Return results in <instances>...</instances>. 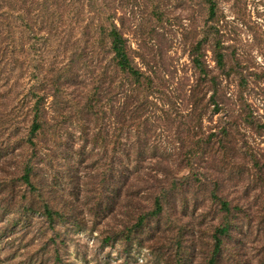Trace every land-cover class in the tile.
<instances>
[{
    "label": "rangeland",
    "instance_id": "obj_1",
    "mask_svg": "<svg viewBox=\"0 0 264 264\" xmlns=\"http://www.w3.org/2000/svg\"><path fill=\"white\" fill-rule=\"evenodd\" d=\"M121 3L119 14L127 18L133 15L150 18L142 30L126 21L133 62L142 69L153 67L154 76L165 85L166 94L185 104L187 91L198 77L191 49L208 28L206 6L201 0H122ZM154 11L162 19L154 17ZM215 25L218 31L206 43L205 60L215 72H220L213 48V42L220 41L228 65L237 67V72L249 83L241 88L237 72L230 77L222 75L224 85L233 94L224 110L210 112L212 105L204 115V133L214 136L212 143L205 145L209 152L199 159L202 175L190 172L189 168L178 174V177L189 174L195 183L191 187L183 186L181 194L171 191L167 213L152 219L143 232L135 233L132 236L135 243H124L113 231L121 227L118 223L123 216L107 215L103 208L106 203L102 208L97 207L99 178L93 176L98 170L90 164L98 156L89 158L87 153H93L90 149L88 152L86 149L84 158L80 154L86 143L79 124L85 121L75 116L71 122L40 138L38 146L44 163L34 176V182L40 186L39 193L21 179L23 163L32 154L27 146L16 150V155L0 167V264H165L168 256L173 253L175 256L176 252L187 264L192 259L193 264H208L214 246L213 233L225 215L221 205L195 185L200 177L209 182L217 178L220 194L233 208L229 215L233 218L231 237L222 250L220 264H257L260 251L264 250V0H217ZM32 41L37 42L33 52L37 53L38 62L47 60V64L57 68L49 74V79L59 77L61 65L69 64V80L74 84L67 91L78 87L84 94L91 81L82 67L84 63L71 59L73 42L64 47L53 36L46 40L31 38ZM41 64L26 65V80L34 82L36 76L31 72ZM63 93L58 92L54 106L64 99ZM15 94L17 90L0 99L6 103L0 110L7 108L12 112L17 104V126L25 136L31 120L28 97L24 103H17ZM154 125L155 136L174 153V159L179 153L187 159L190 145L181 143L171 132L167 136L164 126ZM220 138L227 147L218 143ZM7 145V139H0V154ZM144 195L150 198L149 193L142 198ZM47 199L61 208L65 216V219L56 217L53 227L44 213L43 201ZM107 236H111L109 240ZM177 241H180L179 250ZM169 247L175 249L168 255Z\"/></svg>",
    "mask_w": 264,
    "mask_h": 264
},
{
    "label": "trees",
    "instance_id": "obj_2",
    "mask_svg": "<svg viewBox=\"0 0 264 264\" xmlns=\"http://www.w3.org/2000/svg\"><path fill=\"white\" fill-rule=\"evenodd\" d=\"M121 2L0 0V99L17 90L14 101L24 103L28 97L27 109L31 114L29 131L23 136L16 121L17 104L12 112L7 108L0 110V139L8 141L0 154V167L27 146L32 154L23 163L21 179L33 192L39 193L40 186L34 182V176L44 163L38 146L41 136L55 132L75 116L80 117L86 122L79 124L83 143H86L80 154L84 158L86 149L87 152L90 149L93 153H87L89 158L98 156L90 164L98 170L93 176L99 178L97 207L102 208L106 203L103 208L107 215L123 216L118 223L121 227L113 231L118 239L132 244L136 242L132 238L135 233L143 232L152 219L167 213L171 191L177 190L181 194L183 186L191 187L195 183L189 174L178 177L183 169L189 168L190 172L202 175L199 159L209 152L205 145L212 143L214 136L204 133V115L212 105L210 112L225 109L226 101L233 93L224 85L222 75L230 77L238 68L228 65L220 41L213 42L216 68L220 72H215L205 60L206 43L218 31L215 25L217 0H201L207 9L205 22L208 28L204 36L192 44V62L198 77L187 91L185 104L179 98L173 100L163 89L165 85L154 76L153 67L147 70L137 66L129 52L126 21L142 30L145 22L150 23V18L136 15L127 18L119 14ZM153 15L158 19L163 17L156 11ZM49 36L59 39L64 47L73 42L71 59L84 63L82 67L91 81L84 94L78 87L67 91V87L74 84L69 80V64L61 65L59 77L49 79V74L57 68L47 64V60L38 62L37 53L33 52L37 42H30V39L46 40ZM36 62L42 63L31 72L36 79L34 82L26 80V65ZM237 73L240 74L239 86L246 88L249 80L241 72ZM59 91H65L64 99L54 106ZM158 94L162 98L157 97ZM5 106L6 103L0 102V107ZM186 109H189L187 114L184 113ZM154 124L164 126L167 136L171 132L181 143L190 145L187 159L181 153L174 159V153L155 136L157 128ZM218 143L227 147L222 138ZM197 180L195 185L207 191L208 197L221 205L225 215L223 223L213 233L214 246L208 259V264H220L222 250L231 237L233 218L229 215L233 208L220 194L217 178L212 182L201 177ZM146 193L150 198L145 195L142 198ZM189 207L187 204L186 208ZM43 208L50 226L53 227L56 217L65 219L63 210L56 208L51 200L43 201ZM175 244L179 250L180 241ZM173 250L169 247L167 254ZM56 258L60 257L57 255ZM167 261V264H187L177 252L175 256L174 253L169 255ZM193 263L192 259L189 264ZM257 264H264V250L260 251Z\"/></svg>",
    "mask_w": 264,
    "mask_h": 264
}]
</instances>
